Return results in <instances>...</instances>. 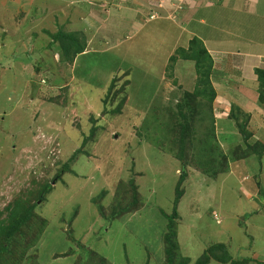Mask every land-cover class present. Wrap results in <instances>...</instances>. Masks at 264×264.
Wrapping results in <instances>:
<instances>
[{
    "label": "rangeland",
    "instance_id": "374dc122",
    "mask_svg": "<svg viewBox=\"0 0 264 264\" xmlns=\"http://www.w3.org/2000/svg\"><path fill=\"white\" fill-rule=\"evenodd\" d=\"M207 1L0 0V220L16 202L37 204L34 224L15 236L17 264H167L170 243L175 264H195L215 245L264 264V12ZM60 31L86 39L75 65L53 47ZM195 38L208 52L225 50L210 56L216 120L236 109L250 138L222 119L208 168L199 149L212 124H195L172 226L164 214L174 215L183 164L168 121L197 77L195 63L178 61L176 71L171 58ZM249 146L261 157L244 154Z\"/></svg>",
    "mask_w": 264,
    "mask_h": 264
},
{
    "label": "trees",
    "instance_id": "16d2710c",
    "mask_svg": "<svg viewBox=\"0 0 264 264\" xmlns=\"http://www.w3.org/2000/svg\"><path fill=\"white\" fill-rule=\"evenodd\" d=\"M52 39L53 47H56V49L60 51L62 57L70 65H75L78 58L81 56H85V53L87 52V43L83 35L60 31L55 36H53ZM176 57H181V60L177 59ZM178 61H182L183 63H195V74L197 77V84H194V91H186L184 90L183 86H181L180 84L179 86L177 85L179 89L186 92L184 93L182 99H180L175 106L176 114H171L170 120L173 122L168 121V136L171 133H175L178 137L180 152L179 160L183 164V169L175 191L174 215L168 216L164 214L172 226L174 220L178 215V207L185 195L183 186L189 177L187 171L188 165L186 164V152L195 148L194 143L197 137V126H195V124L203 123L205 121H208L212 124V129L209 128L208 134L206 135V139H208V142H200L201 147L199 149V164L201 166L208 167L210 164L215 165V163H217L218 161V157H216L215 154H217V152L221 150L219 145L217 143H215L214 145L213 142H215V137H217L219 140V136L222 135V132L219 131V129L221 130V124L218 127V123H220L222 119H227L226 121L232 122L236 127L237 131L238 128H240V131H242L243 135L245 136L243 138L244 143H247L248 139L250 138V136L246 133L245 128L242 125H239V115L237 116L236 109L235 111L234 109L230 111L231 114L230 117L228 116L229 118H222L216 120L212 111L213 103L217 99V92L216 89L213 87V61L210 57L209 52L203 47L202 43L198 40V38L193 39L189 43L188 48L184 47L178 49L176 51V54L171 58L172 64L176 65V71L179 68ZM179 71L181 72L179 75H183V73L185 72L182 69H179ZM174 74L176 77H178L176 75L177 73L174 72ZM257 75L258 81L260 82L259 92L261 93L259 97V104L261 106H264V71L257 70ZM219 77L223 78V76ZM189 81L192 82L191 80ZM111 85L112 87H110V92H112L114 81ZM118 95L119 94H115V96ZM122 107L123 104H121L116 111H113L111 113H119ZM105 110L107 109L105 108ZM95 134L96 130L93 129L88 139L85 140L83 147H86V145L94 139ZM158 145L159 147H161V144ZM247 151L252 152V154L248 152H245L244 154L252 155L253 157H261V154L255 149H252V147L250 146L248 147ZM79 153L80 152L76 153L72 157L70 163H72L77 158V155ZM226 160L228 159L226 158ZM69 168V164L65 165L60 174L57 176V179H60L64 174H67V172L70 171ZM50 191L51 186H47L44 192L45 195L49 194ZM135 202H137V200H134L131 206L135 205ZM36 208L37 204H34L27 208L23 204L16 202L13 211L10 213L11 216L9 217L8 221L3 222L2 220H0V264H17L16 258H18L19 255L17 251L18 246H16L14 250L12 249V245L16 241L15 236L17 234L23 233L22 230L25 227H31V224H34V211L36 210ZM171 235L175 237L174 233H172ZM170 244L171 247L169 250H167V264H175L174 262L176 260V246L173 243ZM81 250H83V254L88 253L90 256L91 254H93V252L90 254L89 250L82 246ZM93 256L95 255L93 254ZM213 261L218 262L220 264H243L241 262L239 263L237 261H234L224 245H215L207 249L202 258H200L195 264H210ZM80 264H85V260L81 261ZM179 264H186V262L182 261L179 262Z\"/></svg>",
    "mask_w": 264,
    "mask_h": 264
},
{
    "label": "crops",
    "instance_id": "0c3cea01",
    "mask_svg": "<svg viewBox=\"0 0 264 264\" xmlns=\"http://www.w3.org/2000/svg\"><path fill=\"white\" fill-rule=\"evenodd\" d=\"M212 0H208L207 2H205V4H211L212 6H213V2H211ZM229 2H230V7L232 6V7H236L235 6V4H237L238 6H241V7H243V12H247L248 11V15H250L249 13H253L254 11V9L255 10H257L258 12H259V14L261 13L262 14V16H263V12H264V0H228ZM224 3H225V5H224V7H227L226 6V3H227V0H224ZM228 5V6H229ZM212 6H210V5H208V6H206L207 8L206 9H211V10H214V9H216V8H213ZM203 6H201L200 8H202ZM206 13V12H205ZM257 13V12H256ZM258 14V13H257ZM256 14V15H257ZM259 16H261V15H259ZM202 23V22H201ZM260 28V25L257 27V30ZM132 29V28H131ZM251 29H252V26H251ZM131 31V30H130ZM226 44H230V43H226ZM182 48H184V47H182ZM187 48V47H186ZM222 53H225V50L223 49V52H221L220 51V49H216V50H211L210 52H209V54H210V56H213V55H217V56H215L214 57V59L215 60H218L219 59V57H218V55L219 54H222ZM250 58H252V57H250ZM213 60V59H212ZM251 64H253V62H251ZM234 68V74H232L233 76H239V73H242V71H240L239 69L240 68H242L241 66H234L233 67ZM233 73V72H232ZM225 74V72L223 73V75ZM234 82V81H233ZM255 82V81H254ZM214 83H215V80H214ZM213 83V84H214ZM236 84H237V86H238V81L237 82H235ZM216 84H219V82H217L216 81Z\"/></svg>",
    "mask_w": 264,
    "mask_h": 264
}]
</instances>
